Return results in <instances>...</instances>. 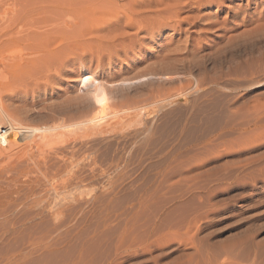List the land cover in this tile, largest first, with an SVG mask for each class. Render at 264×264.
<instances>
[{
  "label": "rangeland",
  "instance_id": "obj_1",
  "mask_svg": "<svg viewBox=\"0 0 264 264\" xmlns=\"http://www.w3.org/2000/svg\"><path fill=\"white\" fill-rule=\"evenodd\" d=\"M101 1L0 0V264H264V0Z\"/></svg>",
  "mask_w": 264,
  "mask_h": 264
},
{
  "label": "bare ground",
  "instance_id": "obj_2",
  "mask_svg": "<svg viewBox=\"0 0 264 264\" xmlns=\"http://www.w3.org/2000/svg\"><path fill=\"white\" fill-rule=\"evenodd\" d=\"M198 1L203 2L202 0H198ZM204 1H205L204 3H207L209 0H204ZM210 1H211V0H210ZM210 1H209V2H210ZM248 1H249V0H248ZM249 2H250V1H249ZM249 2H248V3H249ZM100 4H101V5H103V4L110 5L109 2H108L107 0H102L97 6H99ZM249 4H250V3H249ZM101 5H100V6H101ZM166 9H167V8H166ZM166 9H165V10H166ZM168 9H169V7H168ZM168 9H167V10H168ZM38 10H39V9H38ZM106 10H107V9H106ZM45 11H46V10H45ZM131 11H132V10H131ZM163 12H164V11H163ZM115 13H117V12H115ZM118 13H119V12H118ZM133 13L135 14V11H134ZM39 14H40V13H39ZM44 14H45V13H44ZM44 14L42 13V15H44ZM110 14H111V13H110ZM112 14H113V13H112ZM112 14H111V15H112ZM130 14H131V15H129V12H128V13H127V12H124L123 16L120 15L121 17H120V16H116V15L114 14L115 16L113 15V17H115V18H114V20H113V23H118L120 20H122V18H123V19H125V18L128 19V20L125 19L126 22H128V21H130V20L132 21V19H131L132 13H130ZM158 14H159V13H158ZM42 15H41V16H42ZM138 15H139V14H138ZM159 15H161V14H159ZM44 16H45V15H44ZM113 17L111 16V18H113ZM43 19H44V18H43ZM43 19H42V20H43ZM129 19H130V20H129ZM44 20H45V19H44ZM107 21H109V20H107ZM110 21H112V20H110ZM107 23L109 24V22H107ZM129 23H130V22H129ZM129 23H126V24H129ZM135 23H136V22H135ZM138 23H139V22H138ZM108 24H107V25H108ZM23 25H26V24L23 23ZM23 25H22V26H23ZM109 25H112L111 22H110ZM113 25H114V24H113ZM130 25H131V24H130ZM22 26H21V27H22ZM4 28H5V27H4ZM17 28H18V27H17ZM92 43H93V42H92ZM95 43H96V42H95ZM6 132H7V126H6L5 124H3V123L0 122V136L6 134ZM140 226H141V225H140ZM159 229H160V228H159ZM152 231H153V230H152ZM155 232H156V231H155ZM155 232H154V233H155ZM131 233H132V232H131ZM156 233H157V232H156ZM158 233H159V232H158ZM160 236H161V235H160ZM129 237H130V236H129ZM151 237H152V236H151ZM151 237H149V239H151ZM153 239H154V238H153ZM129 242H130V241H129ZM146 242H147V241H146ZM160 242H162V241H160ZM120 243H123V242H120ZM147 243H148V242H147ZM150 243H151V242H150ZM150 243H149V244H150ZM163 243H165V242H163ZM123 244H124V243H123ZM139 244H140V243H139ZM158 244H159V243H158ZM115 245H116V244H115ZM133 245H134V244H133ZM159 245H160V244H159ZM147 246H148V245H147ZM121 247H122V244H121L120 247L118 246V248H121ZM124 247H125V246H124ZM122 249H123V247H122ZM117 251H118V250H117ZM119 251H120V250H119ZM123 251H124V250H123ZM128 252H129V251H128ZM120 254H121V253H120ZM82 256H83V255H82ZM117 256H118V255H117ZM82 259H83V258H82ZM116 261H119V260H116ZM116 261H113V264H115ZM114 262H115V263H114ZM120 262H121V261H119V264H120ZM110 263H111V262H110ZM110 263H109V264H110ZM223 263H224V262H223ZM111 264H112V263H111ZM117 264H118V263H117ZM190 264H191V263H190Z\"/></svg>",
  "mask_w": 264,
  "mask_h": 264
}]
</instances>
